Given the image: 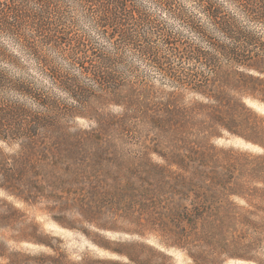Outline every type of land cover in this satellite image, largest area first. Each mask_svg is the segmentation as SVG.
Instances as JSON below:
<instances>
[{"label": "rangeland", "instance_id": "374dc122", "mask_svg": "<svg viewBox=\"0 0 264 264\" xmlns=\"http://www.w3.org/2000/svg\"><path fill=\"white\" fill-rule=\"evenodd\" d=\"M132 62L147 80L92 98L30 145L0 142L14 170L0 187V264H264V65L225 67L215 84L251 112L245 122L212 101L184 116L210 101ZM40 80L43 93L73 104ZM129 86L150 94L129 98ZM0 94L42 111L15 91ZM194 186L210 212L189 229L175 218Z\"/></svg>", "mask_w": 264, "mask_h": 264}, {"label": "trees", "instance_id": "16d2710c", "mask_svg": "<svg viewBox=\"0 0 264 264\" xmlns=\"http://www.w3.org/2000/svg\"><path fill=\"white\" fill-rule=\"evenodd\" d=\"M163 14L180 21L182 29L169 27ZM134 57L161 71L173 87L210 101L182 109L184 116L209 111L215 102L247 122L251 112L214 87L225 67L263 70L264 0H0V93L15 91L42 109L0 94V142L30 145L64 117L83 115L92 98L147 80L134 67ZM40 78L58 85L73 104L43 93ZM128 89L129 98L150 94ZM13 171L0 149V187ZM191 193L175 219L197 229L210 209L207 192L197 186L183 191L186 198Z\"/></svg>", "mask_w": 264, "mask_h": 264}]
</instances>
